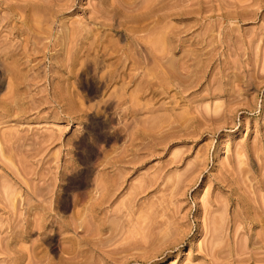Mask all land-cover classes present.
Wrapping results in <instances>:
<instances>
[{
    "label": "rangeland",
    "instance_id": "374dc122",
    "mask_svg": "<svg viewBox=\"0 0 264 264\" xmlns=\"http://www.w3.org/2000/svg\"><path fill=\"white\" fill-rule=\"evenodd\" d=\"M0 264H264V0H0Z\"/></svg>",
    "mask_w": 264,
    "mask_h": 264
},
{
    "label": "bare ground",
    "instance_id": "6f19581e",
    "mask_svg": "<svg viewBox=\"0 0 264 264\" xmlns=\"http://www.w3.org/2000/svg\"><path fill=\"white\" fill-rule=\"evenodd\" d=\"M59 5V4H58ZM18 10V9H17ZM97 12V11H96ZM98 14V13H97ZM99 15H100V13H99ZM97 18V17H96ZM143 25V24H142ZM53 30H54V28H53ZM88 34V33H87ZM70 35V34H69ZM73 36L74 35H72V37L71 38H73ZM78 37V36H77ZM76 37V38H77ZM70 38V39H71ZM73 40H74V38H73ZM71 41V40H70ZM75 41V40H74ZM79 41V40H78ZM83 41V40H82ZM76 42H77V40H76ZM159 42V41H158ZM73 43H75V42H73ZM160 43V42H159ZM55 45H56V43H55ZM76 45V44H75ZM157 45V44H156ZM76 46H78V42H77V45ZM83 46V45H82ZM85 47V46H84ZM77 48V47H76ZM159 53V52H158ZM146 55V54H145ZM158 55V54H157ZM157 58V57H156ZM53 222V221H52ZM38 225V224H37ZM50 225V224H49ZM31 229V227H28V230H30ZM33 230V229H32ZM41 235H43V236H46V238H52L53 237V234H48V233H46V232H43V233H41ZM62 247V246H61Z\"/></svg>",
    "mask_w": 264,
    "mask_h": 264
},
{
    "label": "clouds",
    "instance_id": "9594fccd",
    "mask_svg": "<svg viewBox=\"0 0 264 264\" xmlns=\"http://www.w3.org/2000/svg\"><path fill=\"white\" fill-rule=\"evenodd\" d=\"M115 114H116V110H115ZM118 118H119V116L118 115H116ZM126 139H127V137H126Z\"/></svg>",
    "mask_w": 264,
    "mask_h": 264
}]
</instances>
